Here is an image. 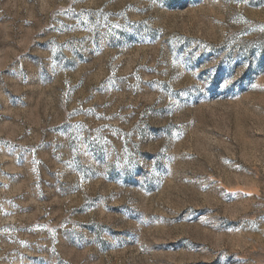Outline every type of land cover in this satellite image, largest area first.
I'll return each mask as SVG.
<instances>
[{
	"label": "rangeland",
	"instance_id": "1",
	"mask_svg": "<svg viewBox=\"0 0 264 264\" xmlns=\"http://www.w3.org/2000/svg\"><path fill=\"white\" fill-rule=\"evenodd\" d=\"M0 264H264V0H0Z\"/></svg>",
	"mask_w": 264,
	"mask_h": 264
}]
</instances>
